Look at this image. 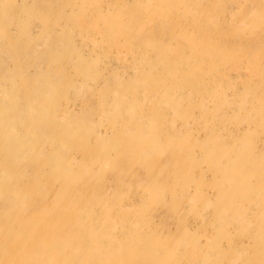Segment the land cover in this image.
<instances>
[{
    "label": "rangeland",
    "instance_id": "1",
    "mask_svg": "<svg viewBox=\"0 0 264 264\" xmlns=\"http://www.w3.org/2000/svg\"><path fill=\"white\" fill-rule=\"evenodd\" d=\"M0 264H264V0H0Z\"/></svg>",
    "mask_w": 264,
    "mask_h": 264
},
{
    "label": "bare ground",
    "instance_id": "2",
    "mask_svg": "<svg viewBox=\"0 0 264 264\" xmlns=\"http://www.w3.org/2000/svg\"><path fill=\"white\" fill-rule=\"evenodd\" d=\"M148 249H150L152 247V245L150 243L147 244Z\"/></svg>",
    "mask_w": 264,
    "mask_h": 264
}]
</instances>
